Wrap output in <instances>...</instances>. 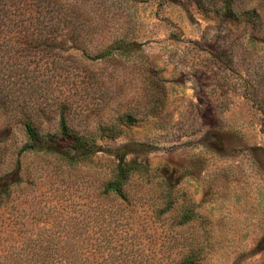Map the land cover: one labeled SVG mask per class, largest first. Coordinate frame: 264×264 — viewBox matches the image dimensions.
<instances>
[{
    "label": "rangeland",
    "instance_id": "rangeland-1",
    "mask_svg": "<svg viewBox=\"0 0 264 264\" xmlns=\"http://www.w3.org/2000/svg\"><path fill=\"white\" fill-rule=\"evenodd\" d=\"M0 32V262L264 264V0H0ZM61 117L99 150L21 151Z\"/></svg>",
    "mask_w": 264,
    "mask_h": 264
},
{
    "label": "trees",
    "instance_id": "trees-1",
    "mask_svg": "<svg viewBox=\"0 0 264 264\" xmlns=\"http://www.w3.org/2000/svg\"><path fill=\"white\" fill-rule=\"evenodd\" d=\"M2 33L3 32H0V34ZM115 49V51L123 50L122 46L120 45ZM108 52L110 53L111 50L109 49ZM22 124L27 141L21 148V151H44L48 153H57L66 161L73 163L78 160L85 159L99 150L94 142H91L89 139L83 138L80 135L74 133L68 127L63 117H61L59 120L58 131L51 134H41L31 122H24ZM139 170L140 165L136 163H125L123 158L120 157L117 164L116 176L105 186L104 192H111L117 196H121L122 186L125 181L129 178L132 172ZM10 184V182H0V195L7 192ZM71 253V250L62 249L51 251L31 248V250L27 251L25 248H22L19 249V253H15L16 257L24 255L26 257L29 256L30 258L35 257L38 260L32 261L30 259L29 262L26 263L20 262L19 260H9L8 262H0V264H76L70 259V257H72ZM54 256L55 258L59 257V259H57L58 261L44 260V258H53ZM39 257L43 258V260L39 261ZM62 258L65 259L62 260ZM182 264L195 263L193 262L192 257L187 256L183 259Z\"/></svg>",
    "mask_w": 264,
    "mask_h": 264
}]
</instances>
